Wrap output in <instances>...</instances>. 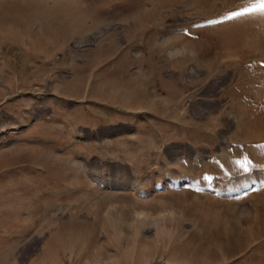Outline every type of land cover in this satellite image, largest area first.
I'll return each mask as SVG.
<instances>
[{"label": "rangeland", "instance_id": "374dc122", "mask_svg": "<svg viewBox=\"0 0 264 264\" xmlns=\"http://www.w3.org/2000/svg\"><path fill=\"white\" fill-rule=\"evenodd\" d=\"M259 1L0 0V264H264Z\"/></svg>", "mask_w": 264, "mask_h": 264}, {"label": "bare ground", "instance_id": "6f19581e", "mask_svg": "<svg viewBox=\"0 0 264 264\" xmlns=\"http://www.w3.org/2000/svg\"><path fill=\"white\" fill-rule=\"evenodd\" d=\"M260 3L262 2V0L261 1H259ZM257 10V11H256ZM261 12V11H264V8H262L260 5L259 6H257L256 8H254V9H252V12ZM262 13V12H261ZM251 14H249V15H247V16H250ZM255 15V14H254ZM253 15V16H254ZM243 18V17H242ZM238 19H240V18H238ZM213 19H210V20H207V21H212ZM234 18L231 16L230 18H229V16H228V18H224L223 20H221V21H224V22H219V24L220 23H223L224 24V26L225 27H227V28H225V31L224 32H226L227 30L229 31V33L231 32V31H235V26L234 25H232V23L234 22ZM237 21V20H236ZM221 26V25H220ZM234 27V28H231V27ZM224 28V27H223ZM262 30H264V28H261ZM233 31V32H234ZM255 31H257L256 29H255ZM235 34V33H234ZM245 34V33H244ZM231 35H233L232 33H231ZM255 35V33L253 34V36ZM207 36V38H208V35L206 34L205 35V37ZM229 36V35H228ZM250 36V35H249ZM209 37H210V35H209ZM253 38V37H252ZM251 39V38H250ZM254 39V38H253ZM252 39V40H253ZM250 41V40H248L247 39V42L244 44V45H246V47H243L244 49H246V51L248 52V50L250 51L249 53H251V51H252V49H254V48H256V50L257 51H259L262 47H263V43L260 41V40H257V39H254V41L256 42V45H255V43L253 42V41ZM235 41V40H234ZM253 42V43H252ZM235 43H236V41H235ZM235 43H233L232 44V47H233V49L236 51V53H239V52H241V51H239L240 49H241V46H240V43H237L236 44V46H235ZM243 45V46H244ZM264 49V48H263ZM233 50V51H234ZM233 51H231V53H233ZM231 53H230V55H231ZM243 54V53H242ZM244 55V54H243ZM248 55V54H247ZM246 57V56H245Z\"/></svg>", "mask_w": 264, "mask_h": 264}, {"label": "crops", "instance_id": "0c3cea01", "mask_svg": "<svg viewBox=\"0 0 264 264\" xmlns=\"http://www.w3.org/2000/svg\"><path fill=\"white\" fill-rule=\"evenodd\" d=\"M109 137H111V136H109ZM197 163V162H196ZM193 162H191V165L190 166H192L193 167ZM196 165V167H195V169H196V174H192L191 173V176H193V178L195 177L196 179H198L199 178V168H198V165L197 164H195ZM195 169H194V171H195ZM191 172H193V170L191 171ZM154 173H156V175L159 173V172H157V170H156V172H154ZM153 179H156V177L155 176H153ZM194 181V180H193ZM155 182V187H158L159 186V182H157V180L156 181H154ZM113 185V184H112ZM105 186V184L103 185V187ZM106 187H109V186H107L106 185ZM110 188V187H109ZM163 188H164V186H163ZM113 189V188H112Z\"/></svg>", "mask_w": 264, "mask_h": 264}, {"label": "snow or ice", "instance_id": "6c2138e0", "mask_svg": "<svg viewBox=\"0 0 264 264\" xmlns=\"http://www.w3.org/2000/svg\"><path fill=\"white\" fill-rule=\"evenodd\" d=\"M261 7L264 8V0L261 2ZM233 15H239L238 13H233Z\"/></svg>", "mask_w": 264, "mask_h": 264}]
</instances>
